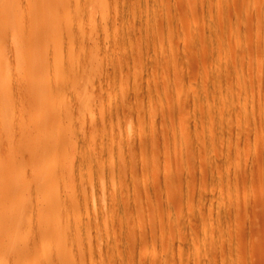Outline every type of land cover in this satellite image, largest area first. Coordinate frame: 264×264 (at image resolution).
<instances>
[{"label": "rangeland", "instance_id": "374dc122", "mask_svg": "<svg viewBox=\"0 0 264 264\" xmlns=\"http://www.w3.org/2000/svg\"><path fill=\"white\" fill-rule=\"evenodd\" d=\"M0 10V264H264V0Z\"/></svg>", "mask_w": 264, "mask_h": 264}, {"label": "bare ground", "instance_id": "6f19581e", "mask_svg": "<svg viewBox=\"0 0 264 264\" xmlns=\"http://www.w3.org/2000/svg\"><path fill=\"white\" fill-rule=\"evenodd\" d=\"M4 8V7H3ZM5 9V8H4ZM6 10V9H5ZM4 11V10H3ZM0 12H1V10H0ZM3 13V12H2ZM7 13V12H6ZM1 21V20H0ZM11 21V20H10ZM4 25V24H3ZM14 26V25H13ZM12 26V27H13ZM1 27V26H0ZM7 28V27H6ZM4 87V86H3ZM85 106H87V105H85ZM89 107H91V105L89 106ZM95 107V106H94ZM98 107V106H97ZM90 111V110H89ZM97 111V110H96ZM89 113H91V111L89 112ZM86 114V113H85ZM87 115V114H86ZM85 119V118H84ZM126 145V144H125ZM126 148V147H125ZM111 204V203H110ZM116 249V248H115ZM117 253V252H116Z\"/></svg>", "mask_w": 264, "mask_h": 264}]
</instances>
